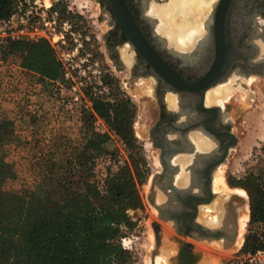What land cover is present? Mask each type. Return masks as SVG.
I'll use <instances>...</instances> for the list:
<instances>
[{
    "label": "flooded vegetation",
    "instance_id": "1",
    "mask_svg": "<svg viewBox=\"0 0 264 264\" xmlns=\"http://www.w3.org/2000/svg\"><path fill=\"white\" fill-rule=\"evenodd\" d=\"M125 1L152 51L134 45L109 0H98L97 21L105 29L94 46L102 42L106 72L139 98L150 120L147 133L160 166L149 199L159 218L169 222L168 239L174 245L169 264H183V248L189 264H201L204 253L197 244L226 246L239 233V197L221 195L213 185L217 170L233 150L231 146L225 156L231 132L236 135L231 124L233 101L208 104L207 90L230 82L245 88L252 76L264 75V0H216L200 13L188 12L202 31L189 29L192 44L187 46V39L182 48L165 44L154 17L145 12L148 0ZM206 12L210 13L203 24L200 16ZM157 228L161 241L158 223Z\"/></svg>",
    "mask_w": 264,
    "mask_h": 264
},
{
    "label": "trees",
    "instance_id": "2",
    "mask_svg": "<svg viewBox=\"0 0 264 264\" xmlns=\"http://www.w3.org/2000/svg\"><path fill=\"white\" fill-rule=\"evenodd\" d=\"M15 1L0 0V21L14 13ZM54 5L70 16L66 6ZM70 17L77 22L76 16ZM0 54L3 60L19 58L20 66L43 85L56 83L58 91L67 87L62 63L45 38L8 41L0 45ZM104 78L110 95L92 97L93 111L84 106L80 110L83 143L71 156L53 150L47 159L36 161L31 186L7 187L17 176L9 156L16 148H26L28 140L18 129L17 117L0 110V264L135 263L123 239L138 225L131 211L143 209L140 185L149 168L133 158L107 165L104 176H98L99 160L115 157L109 148L113 135L138 150L133 128L137 107L115 77L105 73ZM97 118L107 130L94 127ZM231 185L248 191L250 224L256 230L248 234L242 252L254 251L263 244L264 178L250 173Z\"/></svg>",
    "mask_w": 264,
    "mask_h": 264
},
{
    "label": "rangeland",
    "instance_id": "3",
    "mask_svg": "<svg viewBox=\"0 0 264 264\" xmlns=\"http://www.w3.org/2000/svg\"><path fill=\"white\" fill-rule=\"evenodd\" d=\"M53 2L54 4L58 3L60 8L66 6L68 14L76 16L77 22L82 28L90 29L93 32L91 25L94 21L95 38L96 41L98 40L96 36L105 29V26L97 21L100 14L98 0H53ZM168 3H179L180 8H186L182 0H148L145 5V12L154 17V27L163 34L165 44H174L175 48H182L184 46L182 43L185 44L187 40L188 30L196 29L199 32V24L194 22L192 16L188 21L184 20L187 16L182 15L179 17L182 20H175L174 18V21H169L172 25H169L166 22L169 15L165 12V6ZM205 8L206 6H203L202 11ZM198 11L200 12L201 9ZM209 13L206 12L204 17L200 16L203 24H205ZM70 16L69 18H71ZM189 23H193L190 28L187 26ZM5 43L0 42V45ZM101 45L102 42L99 44L96 42V56L104 69H107L109 66H106L104 53L99 48ZM1 58L0 54V110L17 117L18 129L28 140L26 148H16L9 156V159L14 162L17 176L7 183V187L20 189L25 185L31 186L34 183L35 171L33 166L36 161L47 159L49 152L53 150L57 151L59 156H71L74 149L83 143L84 121L80 110L84 104L71 102L67 87L58 91V84L56 83L52 85L41 84L36 75L20 66L19 58L15 56H10L6 60ZM115 78L121 80L116 75ZM120 85L137 107L133 128L138 150L134 152L118 136L113 135L109 148L115 157L99 160L96 169L97 174L100 178L103 177L106 166L113 164L116 166V162H132L133 158H140L145 162L146 167L149 168V173L145 182L140 185L143 209L131 211L138 225L123 239V244L133 252L134 264H153V262L154 264H166L167 262L169 264V259L167 261L162 256L163 250L171 251L173 249L171 241L168 239L169 231H171L169 222L159 218L158 209L149 199L153 175L160 166L157 150L153 147L147 133L150 120L139 98L131 94L121 81ZM219 89L222 91L220 95L215 93ZM248 95L250 99L247 98ZM208 97V104L215 103V101L222 104L224 99L229 98L233 101V113L231 114L233 122L231 124L238 141L233 146L228 160L217 170L214 187L219 185V189H214L220 191L221 195L235 193L239 197L240 201L237 203L239 227L237 239L241 238L242 243L241 246L237 245L236 239L226 246L219 243L209 244L208 242L197 244V246L202 248L201 251L204 253L201 264H207L206 261H210L212 264H233L236 258L244 254L242 248L248 234L256 230V227L250 224L248 191L243 187L231 185V181L250 173L259 174L264 178V75L252 76L245 88L231 85V83L219 85L210 91ZM94 127L97 130H107V126L101 118H97ZM222 176L224 182L219 184L217 180L221 179ZM246 214H248V220L243 227L241 222L243 223L242 218ZM155 222L161 226L162 238L159 244L153 227Z\"/></svg>",
    "mask_w": 264,
    "mask_h": 264
},
{
    "label": "built area",
    "instance_id": "4",
    "mask_svg": "<svg viewBox=\"0 0 264 264\" xmlns=\"http://www.w3.org/2000/svg\"><path fill=\"white\" fill-rule=\"evenodd\" d=\"M39 38L49 41L62 63L71 102L93 111L92 97L110 95L104 80L106 70L96 56L93 32L63 16L53 0H16L14 13L0 21V42ZM262 241L261 247L244 253L233 264H264V235Z\"/></svg>",
    "mask_w": 264,
    "mask_h": 264
},
{
    "label": "water",
    "instance_id": "5",
    "mask_svg": "<svg viewBox=\"0 0 264 264\" xmlns=\"http://www.w3.org/2000/svg\"><path fill=\"white\" fill-rule=\"evenodd\" d=\"M109 2H110L111 6L114 10V14H115L117 20L120 22V24L122 26V29L133 40L134 45L139 49H143L145 51L146 50L150 51L151 46L148 43L147 39L145 38L144 34L142 33L141 28L138 26L136 20L134 19L126 1L125 0H109ZM154 56H155V59L159 61V63L166 66L167 68L169 67L168 64L165 61H163L161 58H159L157 55H154ZM176 75H177V73H176ZM211 83L212 82H209L207 84V86H210ZM231 137H232V142L230 145L227 146L226 151H225V156H226L229 148L231 146L233 147L237 144V139H238L237 136L231 132ZM153 227H154L155 234L157 237V241L159 244L160 235L158 232L156 222L153 224ZM184 251H185V248H183L181 251V259H182L183 264H186L185 262H187L189 259L187 258V256H185ZM153 264H154V262H153ZM187 264H189V263L187 262Z\"/></svg>",
    "mask_w": 264,
    "mask_h": 264
},
{
    "label": "bare ground",
    "instance_id": "6",
    "mask_svg": "<svg viewBox=\"0 0 264 264\" xmlns=\"http://www.w3.org/2000/svg\"><path fill=\"white\" fill-rule=\"evenodd\" d=\"M216 2V0H182V3L183 5L186 7V8H180V4L178 3H174V4H171V3H168L167 6H165V12L167 13V15H169L168 18H166V22L169 24V25H172L169 21H174V18L175 20H178L179 17H181L182 15L184 17L187 16V13L190 12V11H195L196 13H200L203 9V6H206V8H210L212 6V4H214ZM174 5V6H173ZM205 8V9H206ZM198 9H201V11L199 12ZM175 16V17H173ZM189 16H187L186 18H184V20H188L189 21ZM179 20H182V19H179ZM195 20V19H193ZM192 21V19H191ZM191 25H193V23H189L187 26L188 28L191 27ZM175 27H177V25H175ZM199 29L200 31H202V27L200 26L199 24ZM165 30V29H164ZM163 30V31H164ZM189 35V34H188ZM189 37V36H188ZM187 39L189 40L188 41V44L187 46H190V44H192V39H190V37ZM172 39V38H171ZM182 40V39H181ZM182 45H184L182 43ZM261 46H262V50H264V44L261 43ZM231 83V82H230ZM211 88V87H210ZM211 90V89H210ZM209 91V90H207ZM216 94L218 93L220 95V93H222L221 89L219 90H216L215 92ZM214 93V94H215ZM214 100V99H213ZM205 101V100H204ZM212 101V100H211ZM216 102V101H215ZM207 103H209V97L207 99ZM238 141V140H237ZM221 179L217 180V182L219 184H221L222 182H224V179H223V176L220 177ZM215 180V179H214ZM221 182V183H220ZM215 183V182H214ZM213 183V185H214ZM216 184V183H215ZM223 185V184H222ZM217 187H214L215 189H219V185H216ZM217 191V190H216ZM248 220V214L244 215L243 218H242V221L243 223L241 222V224L243 225V227L245 226L246 224V221ZM242 243V239L239 238L237 239V245H240ZM191 245V244H190ZM241 246V245H240ZM233 250V249H232ZM210 251V250H209ZM230 252V251H229ZM232 253V252H231ZM167 256V255H166ZM167 259V258H166ZM188 262V261H187ZM214 262V261H213ZM156 264V263H155ZM158 264V263H157Z\"/></svg>",
    "mask_w": 264,
    "mask_h": 264
},
{
    "label": "crops",
    "instance_id": "7",
    "mask_svg": "<svg viewBox=\"0 0 264 264\" xmlns=\"http://www.w3.org/2000/svg\"><path fill=\"white\" fill-rule=\"evenodd\" d=\"M210 91H211V90H210ZM210 91H208V93H207V99H208V94L210 93ZM173 247H174V245L172 246V248H173ZM169 252H170L169 250H163V251H162V254H163V255L161 254L165 259L167 258V259H166L167 261H168V256H169V254H170ZM166 255H167V256H166ZM204 262H205V261H204ZM206 262H207V264H212L210 261H206ZM167 263H168V262H167ZM167 263H166V264H167ZM203 264H206V263H203Z\"/></svg>",
    "mask_w": 264,
    "mask_h": 264
}]
</instances>
